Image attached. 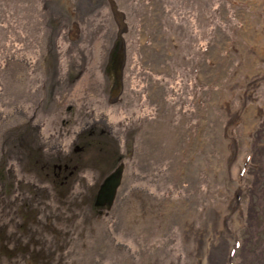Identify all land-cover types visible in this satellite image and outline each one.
I'll return each instance as SVG.
<instances>
[{"label":"rangeland","instance_id":"374dc122","mask_svg":"<svg viewBox=\"0 0 264 264\" xmlns=\"http://www.w3.org/2000/svg\"><path fill=\"white\" fill-rule=\"evenodd\" d=\"M0 264H264V0H0Z\"/></svg>","mask_w":264,"mask_h":264},{"label":"flooded vegetation","instance_id":"af4514ba","mask_svg":"<svg viewBox=\"0 0 264 264\" xmlns=\"http://www.w3.org/2000/svg\"><path fill=\"white\" fill-rule=\"evenodd\" d=\"M125 52H126L125 43L123 41H121L119 43H118V41H115V43L112 45V47L110 49V52L108 53V63L107 64H108V68H110L108 70L109 71L108 75L114 76L113 78L116 80V82H117V69H119V70L123 71V73H125V67H126V62L124 60ZM116 82L112 87L117 88L119 90L120 95L125 93V91L127 89V82L126 81L123 82V80H122V82L120 80L118 81V83H116ZM150 83H151V84H149L150 87H146L145 89H143V91L141 93V97L139 99V102L141 104V109H144L146 106V105H144V106L142 105L143 99L147 100V104L148 103L150 104L153 102V100L157 99L154 96V92L156 91V90L154 91V89L157 87V84H155V81L153 82V80ZM149 91H151L150 94H151L152 98L149 96ZM102 118H103V120L100 122V125H104L111 130L112 126L108 125V120L105 117H102ZM91 124H92V122L90 123V127H89V130L91 129L89 131V134H90L89 136H91V137L94 136L96 134V132L99 134H103V132L105 131L104 129H99V128L97 129V126H99V125H97V123H93L92 125ZM81 136H83V134L82 135L77 134L76 137L72 140V141L76 142L77 144L72 146V149L70 152H72L73 150H75L77 152L83 151L84 147L79 145L80 144L79 141L81 140ZM89 136H87V138H90ZM66 149H63V150H66ZM68 156L70 157V154H68ZM69 157H68V159H69ZM58 162H56L57 164L54 165L55 169L57 170L58 173L59 172L60 173L67 172L68 175L66 176V179H68L69 176L73 175V173L75 171L71 168L72 165H71V162H69V160L68 161H61L59 163Z\"/></svg>","mask_w":264,"mask_h":264}]
</instances>
